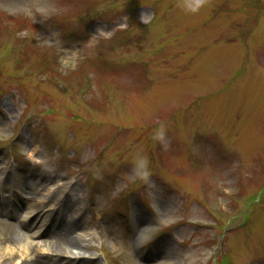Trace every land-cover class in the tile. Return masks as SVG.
<instances>
[{"label":"rangeland","instance_id":"1","mask_svg":"<svg viewBox=\"0 0 264 264\" xmlns=\"http://www.w3.org/2000/svg\"><path fill=\"white\" fill-rule=\"evenodd\" d=\"M165 263L264 264V0H0V264Z\"/></svg>","mask_w":264,"mask_h":264},{"label":"clouds","instance_id":"2","mask_svg":"<svg viewBox=\"0 0 264 264\" xmlns=\"http://www.w3.org/2000/svg\"><path fill=\"white\" fill-rule=\"evenodd\" d=\"M156 138L159 139L160 142H161L162 144H166V141H165V135H164L163 131H161V132L157 135ZM147 164H148V162H147L146 159L140 161L139 164H138V167H139V168H142V169L145 170V171L143 172V176H144V177H147V176H148V172L146 171V169H147Z\"/></svg>","mask_w":264,"mask_h":264},{"label":"bare ground","instance_id":"3","mask_svg":"<svg viewBox=\"0 0 264 264\" xmlns=\"http://www.w3.org/2000/svg\"><path fill=\"white\" fill-rule=\"evenodd\" d=\"M31 214H32V211H31ZM28 216H30V214L28 215ZM77 244V241H73V240H71V239H65V243H64V245L67 247V246H71V247H73V246H75ZM63 246V245H62ZM2 258H4V256H1V259ZM165 264H171V263H165Z\"/></svg>","mask_w":264,"mask_h":264}]
</instances>
